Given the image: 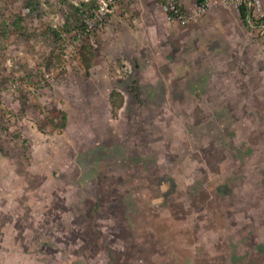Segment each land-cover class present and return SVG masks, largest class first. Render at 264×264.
<instances>
[{"label": "rangeland", "instance_id": "374dc122", "mask_svg": "<svg viewBox=\"0 0 264 264\" xmlns=\"http://www.w3.org/2000/svg\"><path fill=\"white\" fill-rule=\"evenodd\" d=\"M98 1L0 0V195L15 199L18 221L47 232L48 254L64 264H181L197 237L196 190L212 188L194 79L137 85L121 60L107 76L89 71L103 49L90 43L99 26L64 61Z\"/></svg>", "mask_w": 264, "mask_h": 264}, {"label": "crops", "instance_id": "0c3cea01", "mask_svg": "<svg viewBox=\"0 0 264 264\" xmlns=\"http://www.w3.org/2000/svg\"><path fill=\"white\" fill-rule=\"evenodd\" d=\"M197 2L181 0L186 11ZM99 27L90 43L103 49L89 71L107 76L121 60L137 85L194 79L196 144L202 166L210 149L212 188L210 196L196 190L197 237L185 240L181 264H264V40L256 28L218 2L180 24L164 0H115ZM7 198L0 195V264H64V255L48 254L47 232L18 221L21 209Z\"/></svg>", "mask_w": 264, "mask_h": 264}, {"label": "built area", "instance_id": "2783aa9c", "mask_svg": "<svg viewBox=\"0 0 264 264\" xmlns=\"http://www.w3.org/2000/svg\"><path fill=\"white\" fill-rule=\"evenodd\" d=\"M264 0H198L194 4L192 11H186L181 0H166L165 9L168 15L176 22L183 24L189 21L192 15L203 14L213 2H218L224 6H230L238 13L244 11L245 22L248 26L256 28L258 36L264 40V11L262 10V3ZM115 0H99L96 10L92 15H89L82 28L72 31L71 39L68 40L63 51V60L69 61L76 53L77 41L83 39L90 33L96 30L111 14L112 7ZM49 75L46 74L45 78ZM25 86V85H23ZM12 89L19 87L17 82L12 83Z\"/></svg>", "mask_w": 264, "mask_h": 264}, {"label": "trees", "instance_id": "16d2710c", "mask_svg": "<svg viewBox=\"0 0 264 264\" xmlns=\"http://www.w3.org/2000/svg\"><path fill=\"white\" fill-rule=\"evenodd\" d=\"M165 1H166V0H164V3H165ZM96 8H97V6H94V8H92V10H85L84 12H82V15H81V18H80L79 23L75 26V28H74L72 31H75V30H78V29L82 28V26L84 25V22H85L86 18H87L89 15H92L93 12L96 10ZM240 16H241L243 22L246 23V22H245V17H244V11H243V10L240 11ZM97 26H99V25H97ZM115 94H117V93H115V92H111V93L109 94V104H110V106H111V113H112V110H113L112 107H113L114 96H115V97L117 96V95H115Z\"/></svg>", "mask_w": 264, "mask_h": 264}]
</instances>
